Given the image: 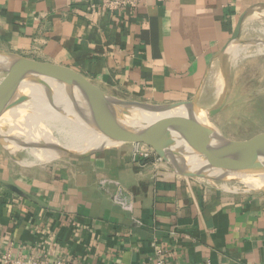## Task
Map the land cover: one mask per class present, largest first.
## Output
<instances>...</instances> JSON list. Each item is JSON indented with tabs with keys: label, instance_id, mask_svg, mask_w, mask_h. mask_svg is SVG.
<instances>
[{
	"label": "crops",
	"instance_id": "1",
	"mask_svg": "<svg viewBox=\"0 0 264 264\" xmlns=\"http://www.w3.org/2000/svg\"><path fill=\"white\" fill-rule=\"evenodd\" d=\"M246 12L241 37L264 17V0H0V48L70 67L120 99L168 104L201 91L202 103ZM137 148L22 171L30 165L0 143V264H9L4 255L30 264H264V191L177 175Z\"/></svg>",
	"mask_w": 264,
	"mask_h": 264
},
{
	"label": "water",
	"instance_id": "2",
	"mask_svg": "<svg viewBox=\"0 0 264 264\" xmlns=\"http://www.w3.org/2000/svg\"><path fill=\"white\" fill-rule=\"evenodd\" d=\"M247 15L246 12L241 16L232 39L221 51V59L228 54L232 44L252 43L241 38ZM255 43L264 44L260 41ZM3 72H7V76L0 82V129L8 130L10 127L9 121L3 122V117L8 111L31 101V95L23 88L40 85L46 90L50 101L54 102V91L49 81H56L64 87L72 101L77 98V113H80L81 119L109 137L115 144H108L109 146L98 147L86 152H76L56 146L59 158L83 160L123 145L144 144L152 148L163 164L167 165L175 174L188 178H204L221 189L225 188L217 184L219 181H243L225 177H209L205 173L206 170L218 168L230 174L241 172L254 174L264 170V132L250 139L233 140L224 136L210 122L211 118L225 109L230 95L229 87L220 103L208 109L200 105L201 91L192 100L178 103L152 104L129 101L109 94L85 75L70 67L38 61L0 48V74ZM60 108L64 109L61 106ZM179 108L189 109L194 116L205 111L208 123L201 122L194 116L187 120L185 117L173 118L170 115L162 119L161 123L156 126L135 127L124 121L125 117L140 112L165 113ZM0 143L12 159L21 160L17 153H12L7 147L9 144L1 132ZM189 154L204 158L209 164L208 167L195 169L190 164L179 163L178 158H185ZM11 187L18 190L13 185ZM250 190L241 192H260L264 191V187ZM230 192L239 193L236 190Z\"/></svg>",
	"mask_w": 264,
	"mask_h": 264
},
{
	"label": "bare ground",
	"instance_id": "3",
	"mask_svg": "<svg viewBox=\"0 0 264 264\" xmlns=\"http://www.w3.org/2000/svg\"><path fill=\"white\" fill-rule=\"evenodd\" d=\"M233 49L234 44L230 46L229 50ZM261 49L264 52V47ZM234 50L233 55L238 57L240 51ZM49 83L54 91V102L50 101L46 90L42 86H26L23 89L31 95V101L8 111L3 117L4 120L2 119L3 122L9 121L10 125L8 130L5 128L0 129L1 134L7 139L9 144L7 147L12 153L25 148L32 157L29 160L22 161V165L35 166L58 159L59 151H57L56 146H62L67 150L76 152H86L98 147L115 145L109 137L103 135L81 119L80 113H77V98L72 101L64 87L56 81H49ZM60 106L64 107V109H61ZM169 115L173 118L185 117L187 120L194 116L189 109L179 108L165 113L140 112L125 117L124 121L135 127L156 126ZM194 117L201 122L208 123L205 111L197 113ZM22 140H24V143ZM47 144L50 145L48 146ZM178 160L179 163L190 164L195 169H206L209 165L204 158L192 154L186 155L182 159L178 158ZM205 173L209 177L239 179L245 182L250 189L264 187V170L254 174L243 172L230 174L223 169L212 168L206 170ZM221 186L229 187L225 182Z\"/></svg>",
	"mask_w": 264,
	"mask_h": 264
},
{
	"label": "rangeland",
	"instance_id": "4",
	"mask_svg": "<svg viewBox=\"0 0 264 264\" xmlns=\"http://www.w3.org/2000/svg\"><path fill=\"white\" fill-rule=\"evenodd\" d=\"M241 38L252 43H234V49L240 51L238 57L233 55L234 49L229 50L228 54L222 57V62L211 75L212 85L209 87L207 94L210 96L211 101L200 103L202 107L207 109L218 105L226 94L228 87L230 88V95L225 109L211 118L210 122L224 136L233 140L250 139L264 132V52L261 49L264 44L255 43L258 41L264 42V17H259L252 22ZM6 76L7 72L1 73L0 82ZM22 142L24 143V140ZM140 147L143 150L146 149L144 145H140ZM15 153L21 159L18 161L20 164H22V161L32 158L25 148ZM136 156L139 155L136 153ZM60 159L71 160L67 158L56 160ZM159 162L163 163L162 160ZM28 167L31 166H19L18 169L23 171ZM222 183L224 182H217L219 186ZM225 183L229 187L223 188L230 191H251L243 182Z\"/></svg>",
	"mask_w": 264,
	"mask_h": 264
},
{
	"label": "built area",
	"instance_id": "5",
	"mask_svg": "<svg viewBox=\"0 0 264 264\" xmlns=\"http://www.w3.org/2000/svg\"><path fill=\"white\" fill-rule=\"evenodd\" d=\"M116 4H119L118 2H115V5ZM139 147L140 145H144V144H138ZM146 149H141L140 148H137L136 150V153L137 155L145 158V159H150V158H155L156 161H161V159L155 154L154 150L146 145H144ZM156 253L159 254V255H163L165 253V251L159 247H156ZM3 260L6 262V263H9V264H30V261L28 260H24V259H13L11 257V255H4L3 256ZM43 264H65L62 260H53V261H46L45 263ZM160 264H166L165 261L163 259L160 260Z\"/></svg>",
	"mask_w": 264,
	"mask_h": 264
}]
</instances>
